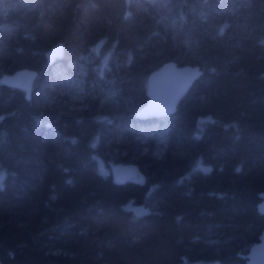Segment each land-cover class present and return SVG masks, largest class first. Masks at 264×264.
Masks as SVG:
<instances>
[{"label":"trees","instance_id":"trees-1","mask_svg":"<svg viewBox=\"0 0 264 264\" xmlns=\"http://www.w3.org/2000/svg\"><path fill=\"white\" fill-rule=\"evenodd\" d=\"M171 61L202 73L174 114L137 119ZM25 68L29 100L0 84L1 264H247L264 232V0H0V78Z\"/></svg>","mask_w":264,"mask_h":264},{"label":"water","instance_id":"water-1","mask_svg":"<svg viewBox=\"0 0 264 264\" xmlns=\"http://www.w3.org/2000/svg\"><path fill=\"white\" fill-rule=\"evenodd\" d=\"M102 47V42L95 46V51ZM63 43H57L46 53L45 58L49 65L64 57ZM108 57H106L107 61ZM106 63L101 67L100 74L103 76ZM201 70L198 66H179L176 62H166L158 69L151 72L147 78V102L135 113L140 120H149L174 114L177 107L191 88L193 83L200 77ZM38 73L32 69H20L11 74H4L0 78V84L5 87L23 91L27 100L31 98V89ZM118 174L124 180L138 177V169L133 166L123 165L117 169ZM3 174L1 175V180ZM258 211L264 216V194L258 205ZM247 264H264V232L259 242L255 243L246 255ZM1 264V263H0Z\"/></svg>","mask_w":264,"mask_h":264},{"label":"rangeland","instance_id":"rangeland-1","mask_svg":"<svg viewBox=\"0 0 264 264\" xmlns=\"http://www.w3.org/2000/svg\"><path fill=\"white\" fill-rule=\"evenodd\" d=\"M122 165H115V171L117 168L121 167Z\"/></svg>","mask_w":264,"mask_h":264},{"label":"snow or ice","instance_id":"snow-or-ice-1","mask_svg":"<svg viewBox=\"0 0 264 264\" xmlns=\"http://www.w3.org/2000/svg\"><path fill=\"white\" fill-rule=\"evenodd\" d=\"M73 143H75V141H73ZM93 147H95V145H93ZM205 171H209V169H205Z\"/></svg>","mask_w":264,"mask_h":264}]
</instances>
